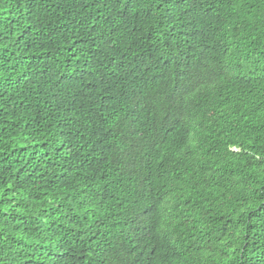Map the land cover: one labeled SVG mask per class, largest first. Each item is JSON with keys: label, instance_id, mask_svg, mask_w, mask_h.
Instances as JSON below:
<instances>
[{"label": "trees", "instance_id": "16d2710c", "mask_svg": "<svg viewBox=\"0 0 264 264\" xmlns=\"http://www.w3.org/2000/svg\"><path fill=\"white\" fill-rule=\"evenodd\" d=\"M0 264H264V0H0Z\"/></svg>", "mask_w": 264, "mask_h": 264}]
</instances>
